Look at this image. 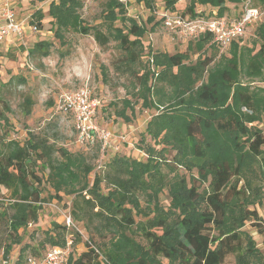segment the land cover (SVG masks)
Returning a JSON list of instances; mask_svg holds the SVG:
<instances>
[{"label":"trees","instance_id":"obj_1","mask_svg":"<svg viewBox=\"0 0 264 264\" xmlns=\"http://www.w3.org/2000/svg\"><path fill=\"white\" fill-rule=\"evenodd\" d=\"M247 1L191 0L177 11L179 0H162L161 11L223 17L232 23ZM147 2L153 7L152 0ZM228 2L242 8L236 16L229 13ZM250 3L264 11V0ZM83 4L84 0L50 1L48 15L55 34L62 41L64 33L73 30L92 35L101 46L111 37L118 42L117 70L131 72L136 101L155 110L139 144L146 158L118 151L100 166L102 171L94 172L85 152L57 147L47 135L29 132L23 141L12 138L10 105L0 95V190L7 191L12 209L8 227L15 237L5 245V255L21 241L20 230L38 221L49 204L44 196L49 187L55 197H72L69 206L80 231L69 230L54 210L56 218L42 247L65 245L67 233L74 241L89 234L86 250L76 257L71 253L66 264H227L230 257L234 264H264V250L244 229L250 222L264 244V219L256 208L264 204V190L250 179L257 170L264 177V88L244 82L264 77V16L245 29L244 34L253 27L247 32L254 37L251 45L241 44L243 34L230 44L229 56L218 61L201 56L214 39L205 33L190 37L185 52L149 51L144 63L142 38L148 29L126 16L124 2L107 0L105 19L92 26L82 20ZM33 15L38 20L33 18V23L42 27L41 8ZM116 21L122 26L114 25ZM51 47L50 41L40 40L30 55L46 57ZM197 53L195 62H187ZM154 67L160 68L157 77ZM102 72L107 76L105 67ZM60 95L52 108L56 113ZM31 104L27 98L28 114ZM128 108H134L133 102L125 98L118 115L126 122L132 118ZM78 145L101 154L99 143ZM242 179L248 188H257L254 197L238 185ZM165 192L166 208L161 201ZM48 249L33 246L27 256L39 259Z\"/></svg>","mask_w":264,"mask_h":264},{"label":"rangeland","instance_id":"obj_2","mask_svg":"<svg viewBox=\"0 0 264 264\" xmlns=\"http://www.w3.org/2000/svg\"><path fill=\"white\" fill-rule=\"evenodd\" d=\"M40 1L16 0L17 8L15 10L19 14L18 17L25 13L35 14L39 9ZM106 1L84 0L80 10L84 24L92 26L103 22ZM120 1L126 4V16L148 29L142 38L145 46L144 63L151 56L148 54L149 51L174 54L187 50L191 38L182 32L171 30L162 21H158L159 16L155 11L162 9V0H152L153 7L148 6L147 0ZM190 1L179 0L176 10H183ZM240 4H244V2ZM228 5L231 6L229 13L234 16L242 9L240 6L235 7L234 3L228 2ZM48 9L47 5L41 8L44 17L42 27H40L41 32L37 34L38 41L46 40L52 43L48 56L30 55V51L28 55H25L24 47L18 45L17 47H10L8 51L0 52L2 54L0 57V95L10 105L8 112L10 127L12 128L10 137L23 141L28 137L29 132L40 136L47 135L50 142L57 147L64 146L72 151L85 152L89 161L94 165V172L102 171L104 168L101 169L100 166H104L108 159L118 151L119 154L145 159L144 150L139 148V144L141 137L145 134L147 122L155 110L145 109L140 100L136 101L133 96L134 81L131 72L117 70L114 61L121 54L118 42L111 37L106 45L101 46L92 35H84L73 30L65 32L61 41L55 34L56 28L51 21L52 18L48 15ZM209 9L208 6L207 10ZM152 16H154V20L150 22L149 18ZM33 18L34 22L38 21L34 15ZM114 25L122 26V22L116 21ZM252 29L253 27H250L247 32ZM247 32L243 35L241 44L251 45L254 37ZM6 45L7 43H3L0 44V47L5 48ZM229 46L222 47L213 39L206 45L201 56H213L215 61H218L221 56H229ZM197 57L198 53L191 54L187 62H195ZM150 58L152 59V57ZM104 67L107 69V76H103L102 69ZM159 70L160 68L154 67L155 77H157ZM250 81L244 79L245 83L251 84V88H264V77ZM83 86H87L93 96L101 102L97 114L98 124L110 128L116 137L120 134L128 136L126 141L116 140L117 149L110 148L104 157L95 149H80L83 146L76 142L73 117L62 112L56 113L52 109L54 100L63 91H73ZM27 98L32 102L31 113L29 114L24 109ZM125 98L131 99L133 102V111L127 109V113L132 115L130 122L124 121L118 115V112L123 108V99ZM250 179H256L255 184L264 190V177L258 170L250 174ZM238 185L240 187L245 186L246 191L251 194V197H254L253 193L256 192L257 188H248L245 179L240 180ZM6 194V189L0 190V259L1 261L9 260L18 263L32 253L31 248L33 246L40 248L41 251L50 248V244L47 243L42 247V243L45 242L46 232L52 230L53 220L56 218V208L52 206V203L69 206L72 203V197L62 194L60 199L54 196L52 188L46 187L44 196L49 204L45 203L37 222H33L20 230L21 241L14 244L9 255L6 256L5 245L15 239L8 227V216L12 209L5 198ZM161 201L165 208L169 205L166 192L162 195ZM256 208L264 219V204H258ZM57 218L60 220L59 217ZM244 229L254 236L261 249L264 250L263 238L250 222L246 223ZM85 234L78 241L77 236L75 238L76 241L72 247L75 257L86 250L85 241L89 238V234ZM227 264H234L233 257L228 258Z\"/></svg>","mask_w":264,"mask_h":264},{"label":"built area","instance_id":"obj_3","mask_svg":"<svg viewBox=\"0 0 264 264\" xmlns=\"http://www.w3.org/2000/svg\"><path fill=\"white\" fill-rule=\"evenodd\" d=\"M1 17L3 23L0 25V43L12 35L23 36V21L19 19L15 10V0H0ZM163 18V23L171 30L182 32L189 37H198L201 34L210 33L214 40L222 47L229 46L233 41L240 38L248 25L255 19L264 16V11L251 5L250 0L245 3L244 11L234 22L230 23L223 17H188L175 11H157ZM34 30L38 27L35 25ZM101 107V102L94 97L87 86H83L73 91H63L56 104L58 112L70 114L74 119L76 142L78 144L99 143L102 157L111 148H116L113 144L114 138L126 141L127 135L115 136L114 132L97 122V112ZM51 204V203H50ZM59 213L60 221L67 228L80 231L75 225L70 206L63 207L58 203H52ZM82 236H85L84 234ZM74 238L72 233H67L66 244L49 248L42 258L27 256L24 261L13 263L9 260L0 259V264H66L69 255L73 253Z\"/></svg>","mask_w":264,"mask_h":264},{"label":"crops","instance_id":"obj_4","mask_svg":"<svg viewBox=\"0 0 264 264\" xmlns=\"http://www.w3.org/2000/svg\"><path fill=\"white\" fill-rule=\"evenodd\" d=\"M51 0H43L39 2V8H43L45 5H47L49 7ZM15 7L17 8V2L15 0ZM231 7V6H230ZM19 16V14H18ZM32 16L33 13H25L24 15L20 16L19 18L24 22L23 23V29H24V34L23 36L19 37L16 35H12L9 36L8 38H6L2 43H7V45L4 47H0V52L6 50L8 51L10 47H24V51H25V55L29 54L30 48L34 46V44L36 42H38L37 39V34L39 32H41V28L39 26H37L36 24L32 23ZM3 23L2 17H1V2H0V25ZM38 27V30L35 31L34 30V26ZM2 54H0V57ZM97 120V119H96ZM122 135V134H120ZM119 136V135H118ZM116 140H118L117 138L113 140L114 144L117 142ZM120 141V139L118 140Z\"/></svg>","mask_w":264,"mask_h":264}]
</instances>
